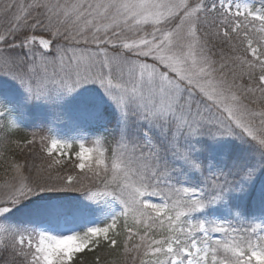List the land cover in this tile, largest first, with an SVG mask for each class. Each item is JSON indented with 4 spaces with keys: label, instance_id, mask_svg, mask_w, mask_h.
Instances as JSON below:
<instances>
[{
    "label": "snow or ice",
    "instance_id": "6c2138e0",
    "mask_svg": "<svg viewBox=\"0 0 264 264\" xmlns=\"http://www.w3.org/2000/svg\"><path fill=\"white\" fill-rule=\"evenodd\" d=\"M0 264H264V0H0Z\"/></svg>",
    "mask_w": 264,
    "mask_h": 264
},
{
    "label": "rangeland",
    "instance_id": "374dc122",
    "mask_svg": "<svg viewBox=\"0 0 264 264\" xmlns=\"http://www.w3.org/2000/svg\"><path fill=\"white\" fill-rule=\"evenodd\" d=\"M14 87V86H13ZM17 94H18V90H17Z\"/></svg>",
    "mask_w": 264,
    "mask_h": 264
}]
</instances>
